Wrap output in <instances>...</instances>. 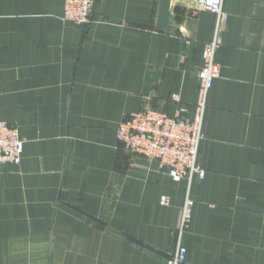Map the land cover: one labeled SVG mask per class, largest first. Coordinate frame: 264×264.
Returning a JSON list of instances; mask_svg holds the SVG:
<instances>
[{
    "label": "crops",
    "instance_id": "crops-1",
    "mask_svg": "<svg viewBox=\"0 0 264 264\" xmlns=\"http://www.w3.org/2000/svg\"><path fill=\"white\" fill-rule=\"evenodd\" d=\"M63 4L0 0V120L24 140L0 164V264H166L186 183L116 127L144 107L173 115V94L193 116L215 16L171 0L159 29L160 0H97L76 25ZM223 8L182 243L187 264H264V0Z\"/></svg>",
    "mask_w": 264,
    "mask_h": 264
},
{
    "label": "built area",
    "instance_id": "built-area-1",
    "mask_svg": "<svg viewBox=\"0 0 264 264\" xmlns=\"http://www.w3.org/2000/svg\"><path fill=\"white\" fill-rule=\"evenodd\" d=\"M97 0H64L61 19L76 25L91 22ZM199 8L215 16V30L211 41L203 50V63L197 73L198 96L191 118L186 116L187 106L179 94H173L170 101L176 104L173 115L164 110L144 107L131 112L116 127V137L132 154L157 160L159 167L173 180H184L186 190L180 207V219L176 230L177 246L166 259V264H187L186 248L182 238L192 217L194 199L192 184L205 177L206 170L199 161V149L204 139V118L207 100L214 80L219 75L215 53L221 44L220 26L227 18L223 0H195ZM24 140L15 127L0 120V164L18 165ZM162 204L168 198H160Z\"/></svg>",
    "mask_w": 264,
    "mask_h": 264
},
{
    "label": "water",
    "instance_id": "water-1",
    "mask_svg": "<svg viewBox=\"0 0 264 264\" xmlns=\"http://www.w3.org/2000/svg\"><path fill=\"white\" fill-rule=\"evenodd\" d=\"M170 2L171 0H160V6H159V12H158V18H157V27L159 29L166 28L170 22ZM135 242L148 247L146 244L142 242H139L136 240Z\"/></svg>",
    "mask_w": 264,
    "mask_h": 264
}]
</instances>
